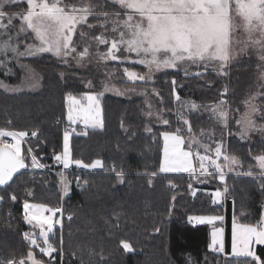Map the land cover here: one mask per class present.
Wrapping results in <instances>:
<instances>
[{"label": "trees", "instance_id": "16d2710c", "mask_svg": "<svg viewBox=\"0 0 264 264\" xmlns=\"http://www.w3.org/2000/svg\"><path fill=\"white\" fill-rule=\"evenodd\" d=\"M86 1L93 7L89 21L97 26L94 31L99 32L103 29L99 23L106 17L97 16L94 9L104 10L111 3ZM25 8L14 4L4 11L22 13ZM4 23H8L7 18ZM7 33L0 37V43L11 36L10 42L18 45L19 51H25L26 44L35 40L30 34H26L29 39L25 38L17 20L12 21ZM0 61H3L0 81L6 85L21 84L26 66L40 79L39 88L33 93L10 96L0 89V130H21L28 134L22 153L26 167L0 186V264L25 259L30 250V244L21 238V232L29 227L23 217L24 202L47 205L55 210L56 217L60 216L56 211L58 206L63 208L62 228H57L56 238L52 240L61 253L45 263L46 256L31 248L35 258L45 264H255L248 257L229 253L231 217L240 223L256 225L264 209V177L257 172L254 159L256 155H264V139L246 144L230 135L238 114L235 109L241 111L242 99L249 91L261 92L259 118L264 123V86L259 89L260 84L254 82V66L259 61L253 53L239 62L228 63L225 74L201 67L195 70L201 75L165 71L151 82L122 78L125 68H145L138 63H106L117 71L113 74L114 81L159 90L155 101L164 109L170 126L149 123L137 98L101 96L102 127L87 129L76 125L69 148L72 161L80 160L84 165L99 159L102 167L92 170L74 167L76 172L70 173L71 186L63 200L57 177L60 162L55 167L53 162L63 148L68 98L82 96L86 91L84 81L92 77V72L80 70L49 53L16 57L9 52L7 56L0 54ZM176 95L201 105L225 99L227 124L223 145L225 153L236 157L242 166L238 175L227 173L225 183L214 176L208 183H199L189 173L159 170L162 134L174 131L178 125L173 118ZM189 120L194 132L222 129L204 113H193ZM32 132L37 136L33 137ZM3 139L0 137V144ZM33 155L44 167L29 168ZM249 170L253 171L252 177L244 174ZM116 172L123 173V182ZM213 190L224 191L225 204L214 203ZM198 215H225L223 254L209 247L210 225L192 221ZM122 242H127L131 251H126ZM259 247L257 255L264 259V245Z\"/></svg>", "mask_w": 264, "mask_h": 264}, {"label": "snow or ice", "instance_id": "6c2138e0", "mask_svg": "<svg viewBox=\"0 0 264 264\" xmlns=\"http://www.w3.org/2000/svg\"><path fill=\"white\" fill-rule=\"evenodd\" d=\"M16 2L17 0H0V30H3L0 31V37L7 35V29L11 27L12 21L19 18L21 20L19 31L31 30L38 44H29L25 51H19V46H14L10 42L12 37L9 36L7 40L0 43V54L7 56L11 52L16 57H24L51 53L56 57L63 58L77 54V48L73 46V35L77 27L85 24L89 16L92 15L93 7L90 4L84 7H68L61 6L62 0H51V2L50 0H19V2H26V12L9 14L4 11L6 7ZM112 3L119 4L122 10H127L126 18L119 19V13H117V20L113 21L112 33L119 32L118 39L113 38L109 43L103 34L94 38L99 45L107 47V51L100 56L103 60L124 63L125 61L117 55L122 49L127 53H135L138 57L137 60L128 62L146 66L149 73L177 69L179 65L186 63L197 66L204 65L207 68L210 63L218 61L222 68L232 58L231 41L238 28H242L248 35L245 48L256 47L264 53V0H112ZM103 15L107 17L108 14L104 13ZM5 18L8 19L7 24L4 23ZM88 27L91 29L95 26L89 24ZM101 27L106 28V24H102ZM81 35L83 36V33ZM257 36L258 38H256ZM241 51L244 49L242 48ZM88 55L89 49L85 47L82 52L78 53V58L83 60ZM259 59L264 62V54L260 55ZM2 63L3 61H0V64ZM124 74L129 81L133 82L146 81L150 78V76L129 71L128 68L124 69ZM201 74L197 72L194 75ZM173 84L175 85V80H173ZM173 92L175 94V89ZM68 99H71L74 104L79 103L74 97ZM87 100L90 104L89 111L92 110L93 105L98 110L96 96L87 95ZM176 100H180L178 95H176ZM224 103L226 102L221 100L219 105L212 108V111L217 115L218 120L226 122L227 113L220 107ZM246 104L249 111L242 116L241 120L237 121V124L241 125L242 137L255 128L251 114L257 110L256 106L250 102H246ZM198 107L194 102L191 103L192 109ZM68 119L75 122L71 112ZM85 123H90L93 127L98 125L102 127L98 111L97 116L85 119ZM163 123L168 124V121L164 120ZM183 123L189 126L188 131L191 133L189 121L185 119ZM181 131V129H177L175 133L165 132L162 134L165 139L166 159L161 166V171H183L189 173L193 179L214 176L224 182V169L232 171L233 165L239 163L237 158L226 155L222 151V143L219 142L216 143L214 150L204 146L205 152L214 151L215 158L211 154H201L199 151L194 153L191 149L199 144L194 136L188 142L189 150L185 151L181 148V145L185 144V139L180 134ZM27 135L22 131L0 130V137H11L14 141L12 144H0V185L7 184L12 180L14 173L26 167L25 158L21 153V142ZM31 135L35 137L37 133L32 132ZM68 141L69 134L65 132L63 156L57 155L54 158L58 162H63L65 168L69 166V163H73L69 160ZM31 152L32 150L29 148L28 153L31 154ZM222 156L223 164L219 162ZM31 159L32 167H44L34 155ZM254 159L259 168V175L264 177V155H258ZM194 160L198 162V168L194 166ZM74 163L81 166L82 161L76 160ZM97 166H102L101 161L96 160L92 165H84V167ZM244 174L252 177L253 171L249 170ZM116 176L123 182L122 172H116ZM262 190H264V186H262ZM224 191L226 192L227 188ZM213 195L219 199L222 193L217 190ZM12 199L15 200L16 197L13 195ZM24 207L28 209L30 205L25 203ZM32 219L38 218L33 216ZM32 219H29L27 214L25 215V220L29 223L32 222ZM197 219L203 222L205 218ZM208 219L211 221L223 218L211 217ZM60 223L59 220L53 221L49 218L40 221L39 235L43 238L44 246L41 247L36 238L25 234V239L30 241L27 259L22 258L19 262L10 260L8 264H43L42 261L35 258L31 248H39L40 253L52 259L56 248L48 243V233L53 231L54 224ZM44 225H47V229L44 228ZM220 231L222 230L213 232V244L209 245L210 248L217 243L216 237ZM253 241L256 244L264 245V215L258 225H244L237 229L234 224L233 229L234 255L248 257L255 264H264V260L256 255L252 247ZM122 246L126 251H131V246L127 242H122ZM217 250L223 251L222 246Z\"/></svg>", "mask_w": 264, "mask_h": 264}, {"label": "rangeland", "instance_id": "374dc122", "mask_svg": "<svg viewBox=\"0 0 264 264\" xmlns=\"http://www.w3.org/2000/svg\"><path fill=\"white\" fill-rule=\"evenodd\" d=\"M50 2H51V0H50ZM108 2L111 3L109 8H105L104 10H99L98 7H96L94 9L95 10L94 12L97 16H100L101 14H104V13L108 14L106 19L99 23L100 25L106 24V28L103 27V29L100 30L99 32L94 31V29L97 26L90 29L88 27V25L89 24L95 25V24L89 21V20H91L90 16H89L87 22L83 25H79L77 27L76 32L73 35V42H74L73 46L77 48V54H75L74 56L70 55L67 58L55 56L60 61L65 62V63H70L71 65H73L74 67H76L80 70L92 72V77H90L89 79H86L84 81L86 91L83 92L82 96L74 97L76 101H79V103L74 104L71 99H68L66 121L68 124H70L71 128L65 129V131L63 133V148H62L61 153L58 154L60 156H63V153H64V134H65V132H67L69 134V140H70V137H71L72 132L74 131V128L76 125H80V126L87 128V129L88 128L89 129H98L101 127L99 125L93 127L90 123L86 124L85 119H91V118L97 116V111H98V118L100 120H102L100 97L105 95V94L113 95V96L125 98V99L137 98L141 102L142 114L145 116V118L148 120L149 123H153V124H157V125H168V126H170L169 122H168V124L163 123L164 120H167V118L165 116V111L162 107H159L155 101L156 93H158L159 90L157 91V89H154V88L141 87L138 85H131V84L120 83V82L114 81L113 74H114V72L117 74V71H115V69L110 68L109 66L105 65L106 63L111 62V60H103L100 58L101 54H103L107 51V47L105 45H99L98 42L94 38L98 35L103 34L104 37L109 41V43L111 42V40L113 38L118 39L119 32H117L115 34L112 33V28L114 27L113 21L117 20V13H119V19L122 20V19L126 18V11L127 10H122L120 8L119 4L112 3V0H108ZM15 4H18L19 7H22V5H25L26 8H25L24 12L27 11L26 2H19V0H17V2ZM12 5H14V4H12ZM87 5H89V3L86 0H62V3H61V6H68V7H72V6L84 7ZM137 19H138V17H137ZM14 20L18 21V29L20 30L21 20L19 18H16ZM237 22H239V21H237ZM121 27H122V25H121ZM21 33H24L23 35L25 36L26 39H29V36L26 34H30L33 37V39H35L34 34L31 33V30H28L27 32H21ZM81 33H83V36L81 35ZM256 38H258V36ZM247 40H248L247 33L242 28H238L232 36V41H231L232 58L230 59V61L228 63L239 62L240 60H242L243 56H246L249 53H253L259 61V63L255 64V66H254V70H255L254 82H256L257 84H260V85H258V88L260 89L261 86L262 87L264 86V76H262V74H264V62L260 61L259 57H260V55H262L264 53H262L259 50V48H256V47L249 46V47L245 48V41H247ZM29 44H38V41L34 40L33 43L29 42L28 44H26V47ZM85 47H87L89 49V55L87 57H85L83 60H79L78 53L82 52ZM242 48L244 49V51H241ZM49 54H51V53H49ZM117 55L120 56L121 59H123L125 62H128L129 60H137L138 59V57L136 56L135 53H127V52H124L122 49L120 52L117 53ZM115 62H118V61H115ZM227 64L221 68L220 62L217 61V62L210 63L207 66V68H205L204 65L197 66V65H191V64L186 63V64L179 65L177 69H167V70H161L159 72L153 71L152 73H149L148 68L146 66L142 65L145 68H143V69H140V68L129 69V71L135 72L139 75L150 76V78L148 80L143 81V82H151L156 75L161 74L165 71L187 72L188 74H195L196 73L195 70L199 69L201 67L204 69H213L218 74L219 73L225 74ZM21 66H24V64H22ZM198 72H200V71H198ZM122 75H123L122 78L124 80L129 81L127 76L124 74V70H123ZM131 82H133V81H131ZM135 82H139V81H135ZM39 85H40L39 77L28 66H26V68H25V75H24V78L22 79L21 84L16 85V86H10V85H6L0 81L1 91L7 95H10V96L11 95H17V94H20L23 92L33 93L39 88ZM87 95L96 96V99L98 101V110H97L96 106L93 105L92 110L89 111L90 104H89V101L87 100ZM259 96H261L260 90H258V91L254 90L251 92L250 91L247 92L242 99L241 111H238L237 109H235V112H238V114H237V117L235 119V127L231 131L230 135H232L233 138H235L236 140H238L241 143L250 144L256 139H260V140L264 139V123L259 118L261 116V106L258 103V97ZM222 100L225 101V99H222ZM10 102H11V100H10ZM193 102L195 104H197L199 107L196 109H192L191 103H193ZM246 102H250L256 106L257 110L251 114V119L254 121L255 128H254V130L249 131L246 136L242 137L241 125L237 124V121L241 120L242 116L246 112L249 111V108H248ZM175 103H176V105H175V109L173 111V114H174L173 118H174V121L176 123L178 122V125H177V128L174 129V131L169 132V133H175L177 131V129L182 130L180 134L184 137L185 144L181 145V148L185 151L189 150L188 142L191 141L192 137L194 136L196 138V140L199 141V144L195 145L191 149V151H193L194 153L196 151H199L201 154H206V155L211 154L213 156V158H215L214 151L205 152L204 146H207L209 149L214 150L216 143L219 142V143H222V145H223V139L225 136L224 127L227 124V120H226V122L218 120L217 115L214 114L212 111V108L214 106L219 105L220 101L217 103H214V104H210V105H201L200 103H198L196 100H193V99H180L179 101L175 100ZM220 107L227 113L226 103H224L223 105H220ZM70 112H71L75 122L70 121L68 119ZM149 113H151V115H149ZM193 113H196V114L204 113L205 115H208V116L210 115V117H212V120L214 121V124L216 126L222 128V129L220 131H217V132H215L216 130H213L212 128L206 129V130H200L198 132H194L192 130L191 133H189V131H188L189 126L185 125L183 123V120L186 119L190 123L189 119H190V116L193 115ZM11 131H15V130H11ZM15 132H21V130L15 131ZM22 132H25V131H22ZM3 138H4L3 143H7V144L14 143V141L12 140L11 137L5 136ZM27 138H28V135L21 142V153H23V150H24V148H23L24 144L23 143L25 140H27ZM162 142H163L162 143V154H161L160 166H159L160 171H161V166L165 162V159H166V157H165V139H164L163 135H162ZM68 148H69V141H68ZM222 151L225 153L224 145H223ZM256 156H258V155H256ZM69 160L72 161V159L70 158V148H69ZM94 161H96V160H94ZM94 161H92L89 164H84V165H92ZM219 162L221 164L224 163L223 156L220 158ZM193 163H194V166L198 168V162L194 160ZM69 165H74V167H78V168H86L88 170H92V169L102 167V166L84 167L83 164H81V166H77L74 163V161H73V163H69ZM101 165H102V163H101ZM31 166H32V164L29 166V168L34 169V167H31ZM62 168H65L64 163L60 162L58 169H62ZM256 168H257V172L259 173V168L257 167V164H256ZM224 171H225V177H226L227 173H229V174L232 173V174L238 175L242 171V166L240 165V163H238L237 165H233L232 171H228V169H224ZM161 172H163V173H187V172H183V171H166V172L161 171ZM57 177L59 179V192L62 195V200H63V197L69 193L72 177H71L70 173H65V172L57 173ZM212 178H213V176L200 177L199 179H197V182L208 183L209 180ZM225 182H226V179H225L224 183ZM216 191L217 190L212 191V198H213V201L214 200L216 201L215 203H220L223 201V196H224L223 190H219L222 193V196L219 199H217L213 195V193H215ZM25 203L30 205V207L28 209H25V207H24ZM241 208H242V206L239 205V207L237 209V211L239 213L242 211ZM62 209H63L62 206L59 205L58 210H59L60 216L56 217L55 210L49 208L47 205L45 206L43 204L34 203V202H24L23 203L24 220H25L26 214L29 216V219H32L33 216H36L38 219H32L31 223H29L27 220H25V222L29 225V227H28V229L23 230L21 232V238L24 239L23 241L28 245L30 244V241L25 239V234H29L30 237L36 238L38 244L41 247H43L44 246L43 238L40 237V235H39V233L41 231L40 221H42L45 218L52 219L53 221L59 220L61 223L60 224H54L53 225V231L48 233V243H49L50 238L52 236V233L56 234L57 228L58 229L62 228V223H63V221H62L63 212H61ZM243 211H245V210H243ZM263 212H264V209H263ZM211 217H220V215H198V216H194L192 219L197 220L198 222H201L197 218H205L202 223L210 224L209 245L213 244V232L216 230H222V231H220V233L216 237L217 243L215 245H213V247L211 249H214L215 247H217V249H220L222 246V248L224 250V239H225V231L223 230L224 218L221 216L223 219H213V220L209 221L208 218H211ZM215 221H217L218 224H217V222H216V224H212ZM234 224H235L237 229H239L241 226H244V225H254V224H249V223H237V222L233 221L231 233H230L232 252H233ZM44 228L47 229V225H44ZM58 237L60 238V240L58 239ZM57 240L60 242V246H61V234L60 233L57 234ZM256 245L257 244L253 241L252 246L255 248ZM54 248H56V252H54L52 254L53 258H54V256H56L55 254L61 253V249L58 248L56 245ZM37 250H38V252H40L39 248H37ZM46 258H47L48 262H45V263L52 262V259H50L48 256H46ZM25 259H27V257ZM20 260L21 259H18L16 262H19ZM37 260L42 261L43 264H45L43 260H40V259H37ZM5 264H8V262H6Z\"/></svg>", "mask_w": 264, "mask_h": 264}, {"label": "crops", "instance_id": "0c3cea01", "mask_svg": "<svg viewBox=\"0 0 264 264\" xmlns=\"http://www.w3.org/2000/svg\"><path fill=\"white\" fill-rule=\"evenodd\" d=\"M101 168V167H100ZM97 169V168H96ZM223 194H224V191H223ZM225 200H226V197H225V195L223 196V201L222 202H220V203H223V204H225ZM263 215H264V212H263ZM223 217L224 219L226 218L225 217V215H220V217ZM227 218H228V215H227ZM192 221L193 222H198L197 220H194V219H192ZM225 221H226V219L223 221V223H224V227H223V230L225 231ZM233 221H235V222H237L235 219H233L232 217H231V228H232V224H233ZM216 222L217 221H215L214 223H212V224H216ZM199 223V222H198ZM237 223H240V222H237ZM208 224V223H207ZM217 224H218V222H217ZM210 225V224H209ZM256 225H258V224H256ZM257 246L259 247V246H263V245H259V244H257L256 246H255V248L253 247V249H254V251H255V253H256V255L258 254V251L259 250H257L256 248H257ZM260 248V247H259ZM215 250H217V247H215L214 248ZM226 250V243H225V239H224V250L223 251H219V252H222V254H223V252ZM218 251V250H217ZM229 253L231 254V255H234V253L232 252V247H231V241H230V244H229ZM258 256V255H257ZM261 260H264L263 258H261Z\"/></svg>", "mask_w": 264, "mask_h": 264}, {"label": "built area", "instance_id": "2783aa9c", "mask_svg": "<svg viewBox=\"0 0 264 264\" xmlns=\"http://www.w3.org/2000/svg\"><path fill=\"white\" fill-rule=\"evenodd\" d=\"M71 128V126H70V124H66L65 125V129H70ZM55 165H58V161H54L53 162V167H55ZM32 167V166H31ZM58 172L60 173V172H65V173H74V172H76V169L74 168V166L73 165H69L67 168H62V169H58ZM56 238V235L54 234V233H52V236H51V238H50V244L54 247V244H53V242H52V240H54Z\"/></svg>", "mask_w": 264, "mask_h": 264}, {"label": "water", "instance_id": "95a60500", "mask_svg": "<svg viewBox=\"0 0 264 264\" xmlns=\"http://www.w3.org/2000/svg\"><path fill=\"white\" fill-rule=\"evenodd\" d=\"M20 170H21V169H20ZM14 174H15V173H14ZM14 174H13V175H14ZM0 186H2V185H0Z\"/></svg>", "mask_w": 264, "mask_h": 264}]
</instances>
